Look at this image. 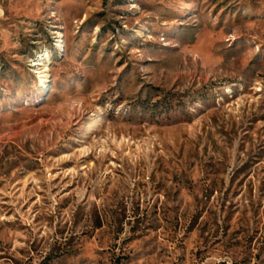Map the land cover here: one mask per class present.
Wrapping results in <instances>:
<instances>
[{
	"label": "rangeland",
	"instance_id": "rangeland-1",
	"mask_svg": "<svg viewBox=\"0 0 264 264\" xmlns=\"http://www.w3.org/2000/svg\"><path fill=\"white\" fill-rule=\"evenodd\" d=\"M0 264H264V0H0Z\"/></svg>",
	"mask_w": 264,
	"mask_h": 264
},
{
	"label": "trees",
	"instance_id": "trees-1",
	"mask_svg": "<svg viewBox=\"0 0 264 264\" xmlns=\"http://www.w3.org/2000/svg\"><path fill=\"white\" fill-rule=\"evenodd\" d=\"M158 105H159V104L157 103V104L154 105V107H158Z\"/></svg>",
	"mask_w": 264,
	"mask_h": 264
},
{
	"label": "bare ground",
	"instance_id": "bare-ground-1",
	"mask_svg": "<svg viewBox=\"0 0 264 264\" xmlns=\"http://www.w3.org/2000/svg\"><path fill=\"white\" fill-rule=\"evenodd\" d=\"M34 64H40V63L36 62V63H34Z\"/></svg>",
	"mask_w": 264,
	"mask_h": 264
}]
</instances>
